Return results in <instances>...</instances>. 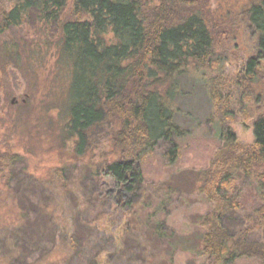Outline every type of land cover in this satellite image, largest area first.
Instances as JSON below:
<instances>
[{"label":"trees","instance_id":"16d2710c","mask_svg":"<svg viewBox=\"0 0 264 264\" xmlns=\"http://www.w3.org/2000/svg\"><path fill=\"white\" fill-rule=\"evenodd\" d=\"M69 2L73 3L71 13L63 19ZM8 3L9 0H0V35L27 24L34 16L44 24L53 21L60 26L58 65L69 77V98L65 100L70 117L65 126L67 138H77V149L83 151L91 133L102 123L113 121L112 143L117 158L106 163L104 171L118 190L133 195L128 200L130 204L141 197L145 161L162 143L168 146L165 155L171 162L179 157L176 139L187 131L177 122L178 80L192 72L206 80L213 110L209 121L217 122L221 145L202 172L198 188L210 207L202 217L204 229L197 253L204 257L203 264H234L242 258L264 264V113L254 118V143L245 145L231 127L236 114L229 108L237 88L243 93L239 96V112L250 116L244 105L252 98L243 90L257 79L258 62L264 60V0H252L241 16V23L256 33L257 55L248 60L234 80L226 75L228 56L216 41L201 0ZM23 50L21 42L5 46L0 52V71L9 63L21 67ZM22 159L19 152L0 153V181L5 186L11 188L13 180L22 185L27 179L26 175L12 177ZM93 172L96 175L97 171ZM238 172L256 181L257 201L249 208L243 206L242 193L235 184ZM54 173V181L60 185L52 187V181L47 183L42 195L46 203L67 201L70 193L80 197L77 190L68 188L64 167ZM8 196L13 198L11 193ZM22 199L13 219L15 226L0 227V264H16L17 260L24 263L19 239L24 241L26 236L16 230L14 237L8 234L9 230L26 227L28 208ZM49 218L51 231L45 228L42 234H51L56 243L69 240L70 248L76 249V222L69 227L65 214L52 213ZM256 234L260 238H255ZM117 251L118 248L112 252ZM69 257L63 258L64 264ZM103 258L97 254L89 262L107 264Z\"/></svg>","mask_w":264,"mask_h":264},{"label":"rangeland","instance_id":"374dc122","mask_svg":"<svg viewBox=\"0 0 264 264\" xmlns=\"http://www.w3.org/2000/svg\"><path fill=\"white\" fill-rule=\"evenodd\" d=\"M251 2L201 0L216 41L228 56L226 75L231 80L239 77L248 60L257 55L256 33L240 21ZM69 3L63 19L71 13L73 3ZM8 4L11 6L13 0ZM26 22L0 35V52L12 42L24 43L21 67L9 63L0 71V153H21L23 159L12 177H27L22 185L13 180L11 188L0 181V227L15 226L13 219L23 198L29 216L26 227L8 232L10 237L15 230L26 236L24 241L19 239L24 262L20 263L64 264L63 258L70 255L65 264H90L98 254L107 264H203L204 257L197 249L204 229L202 217L210 205L198 188L202 172L221 145L219 126L209 121L213 110L206 80L195 72L178 80L177 122L187 131L176 139L179 157L171 162L165 155L168 146L162 143L145 161L141 197L130 204L133 195L118 190L104 171L106 163L117 158L112 143L113 121L98 126L83 151L77 149V138H67L69 77L58 65L60 26L53 21L44 24L35 16ZM258 63L257 79L243 90L252 98L244 105L250 116L239 112L242 91L235 88V99L229 103L236 114L231 127L245 145L254 143V118L264 113V60ZM63 167L68 188L77 190L80 197L70 193L67 201L46 203L42 195L47 183L59 186L54 172ZM236 176L243 206L249 208L257 201L256 181L239 172ZM52 213L65 214L69 227L76 222V249L70 248L69 240L56 243L51 234H42L45 228L51 231ZM254 237L260 238L259 234ZM234 264L257 262L242 258Z\"/></svg>","mask_w":264,"mask_h":264}]
</instances>
